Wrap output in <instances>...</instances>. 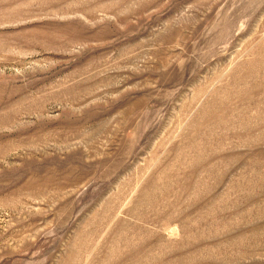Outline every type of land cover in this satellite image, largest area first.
Instances as JSON below:
<instances>
[{
	"label": "rangeland",
	"instance_id": "obj_1",
	"mask_svg": "<svg viewBox=\"0 0 264 264\" xmlns=\"http://www.w3.org/2000/svg\"><path fill=\"white\" fill-rule=\"evenodd\" d=\"M0 264H264V0H0Z\"/></svg>",
	"mask_w": 264,
	"mask_h": 264
}]
</instances>
